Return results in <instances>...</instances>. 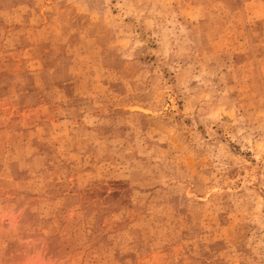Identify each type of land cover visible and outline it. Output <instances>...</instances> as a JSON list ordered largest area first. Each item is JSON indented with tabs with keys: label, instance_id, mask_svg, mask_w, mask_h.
Here are the masks:
<instances>
[{
	"label": "rangeland",
	"instance_id": "obj_1",
	"mask_svg": "<svg viewBox=\"0 0 264 264\" xmlns=\"http://www.w3.org/2000/svg\"><path fill=\"white\" fill-rule=\"evenodd\" d=\"M0 264H264V0H0Z\"/></svg>",
	"mask_w": 264,
	"mask_h": 264
}]
</instances>
